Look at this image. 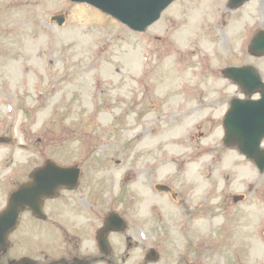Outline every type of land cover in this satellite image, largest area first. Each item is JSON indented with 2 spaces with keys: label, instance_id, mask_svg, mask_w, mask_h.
Listing matches in <instances>:
<instances>
[{
  "label": "rangeland",
  "instance_id": "rangeland-1",
  "mask_svg": "<svg viewBox=\"0 0 264 264\" xmlns=\"http://www.w3.org/2000/svg\"><path fill=\"white\" fill-rule=\"evenodd\" d=\"M226 1H175L144 32L131 33L86 4L69 0H31L27 7L33 4L35 7L31 10L40 19L35 32L26 25L31 17L28 8L9 13V4L16 3L15 0H0V110H7L5 101L14 96L21 103L18 109L24 110L25 116L33 115L35 132L42 135L39 148L42 147L44 157L53 156L60 163L72 161L81 165V159H85L83 179L92 192H107L104 193L107 210L119 207L117 198L109 199L114 189L121 187L128 196L136 195L131 189L151 191L152 176L154 182L178 184L172 177L174 157L179 160L182 155L190 156L193 152L197 156L202 152L192 167L185 168L186 174L194 173L204 180L202 190L195 193L209 199L220 192L224 195L248 192L245 201L233 205V226L235 234L238 232L225 248L228 260L236 264L239 253L244 256L249 251V240L239 236V229L247 222L244 219L251 208L261 209V219L249 220L251 226L264 227V175L257 169L248 172L240 167L237 159L228 155L229 151L217 146L220 143L210 144L209 133L202 130L203 123L188 127L200 120L202 113L214 123L217 113L224 110L223 104L227 109L226 96L232 88L226 82L223 88L217 87L215 68H221L220 72L227 65L250 59L245 46L251 35L246 37L243 27L252 31L264 26V0H251L235 14L225 9ZM193 4L196 7L190 9ZM59 12L66 14L61 26L50 21V16ZM250 60L258 62V69L264 72V57ZM195 83L200 89L194 90ZM184 84L189 86L191 96L211 99L220 95L221 101L212 109H198L196 100L186 105L179 95H171L179 85L182 90ZM182 113L188 115L183 117ZM189 116L184 127V118ZM28 121L29 118V125ZM213 135L219 138L218 128ZM82 139L92 143L85 155L80 151ZM205 146L209 147L206 151ZM195 147L201 149L194 152ZM217 150L218 156L214 159ZM91 157L94 162L87 160ZM134 169L136 182L131 178L125 181V172ZM247 174L257 182H250ZM208 184L215 189L208 191ZM183 185L181 178L178 188L185 189ZM130 201L124 200L123 207H132ZM207 203L215 205L209 200ZM145 207L144 213L150 205ZM172 208L169 210L173 211ZM205 209V205L199 209L203 219L201 232L211 235L209 222H204L210 210ZM212 210L215 216H221L222 213L216 215L217 208ZM225 216L226 213L221 220ZM249 218L253 219L251 214ZM247 224L245 231L249 228ZM142 225L139 231L145 232L146 238L141 239L139 231L137 237L146 245L148 231ZM128 240L133 242L131 238ZM146 247L126 248L122 236L118 251L129 254L124 264H135L143 261ZM259 250V241H256L250 252L257 254ZM260 251L257 261L250 264L264 260L263 249ZM163 262L164 256L155 264ZM219 264H224V258Z\"/></svg>",
  "mask_w": 264,
  "mask_h": 264
},
{
  "label": "flooded vegetation",
  "instance_id": "flooded-vegetation-1",
  "mask_svg": "<svg viewBox=\"0 0 264 264\" xmlns=\"http://www.w3.org/2000/svg\"><path fill=\"white\" fill-rule=\"evenodd\" d=\"M6 149H9L7 153L0 149V212L6 207L9 193L26 183L30 173L43 163L42 158L36 156L20 158L12 138L8 140ZM26 193L32 195L31 189ZM71 205L69 197L46 198L43 200L42 209H45L47 216L45 214L42 218L36 216L25 202L18 204L15 222L5 233L6 242L0 247V264L23 258L39 264H49L51 260H58L60 257L62 264H76L75 255L69 247H64L61 255L59 253L58 228L62 222L59 211Z\"/></svg>",
  "mask_w": 264,
  "mask_h": 264
},
{
  "label": "water",
  "instance_id": "water-1",
  "mask_svg": "<svg viewBox=\"0 0 264 264\" xmlns=\"http://www.w3.org/2000/svg\"><path fill=\"white\" fill-rule=\"evenodd\" d=\"M100 5L104 10L111 12L124 22L136 29H143L147 24L158 18L160 11L172 0H89ZM243 0H232L238 4ZM62 20H59L61 22ZM254 48L262 52L264 50V37L254 43ZM243 72V70H240ZM245 73V72H244ZM242 73V77L244 75ZM264 116V103L261 107ZM226 126L234 131L235 124L228 118Z\"/></svg>",
  "mask_w": 264,
  "mask_h": 264
},
{
  "label": "bare ground",
  "instance_id": "bare-ground-1",
  "mask_svg": "<svg viewBox=\"0 0 264 264\" xmlns=\"http://www.w3.org/2000/svg\"><path fill=\"white\" fill-rule=\"evenodd\" d=\"M169 165V164H168Z\"/></svg>",
  "mask_w": 264,
  "mask_h": 264
}]
</instances>
